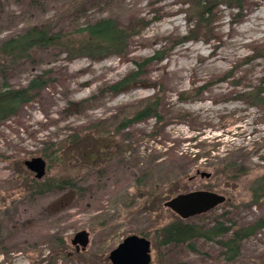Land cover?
I'll list each match as a JSON object with an SVG mask.
<instances>
[{
    "label": "rangeland",
    "instance_id": "1",
    "mask_svg": "<svg viewBox=\"0 0 264 264\" xmlns=\"http://www.w3.org/2000/svg\"><path fill=\"white\" fill-rule=\"evenodd\" d=\"M189 1L119 0L120 22L147 23L125 57L66 61L55 51L52 59L39 57L36 68L25 65L11 75L13 87H24L52 70L46 89L0 124V264H110V252L131 235L149 240L151 264H264V229L242 241L234 259L224 255L221 238H198L194 251L159 244V230L181 220L164 207L178 195L225 198L183 220L199 226L216 219L248 226L264 217V191L257 205L250 203V187L264 174V106L240 98L264 76V32L250 24L264 22L253 19H264V0H213L194 32L196 11L183 4ZM9 2L0 40L44 21L58 25L72 12L84 13L79 25L108 15L81 11L86 0L53 4L43 14ZM247 26L252 31L240 32ZM157 53L159 60L149 61ZM134 72L135 88L110 90ZM150 102H157L155 116L119 129ZM75 135L88 140L89 153L104 141L110 149L87 161V143H71ZM229 157L247 169L239 180L226 181L212 169ZM33 158L46 163L41 180L25 167ZM67 179L82 192L41 193ZM82 231L88 245L76 252L71 240Z\"/></svg>",
    "mask_w": 264,
    "mask_h": 264
},
{
    "label": "trees",
    "instance_id": "2",
    "mask_svg": "<svg viewBox=\"0 0 264 264\" xmlns=\"http://www.w3.org/2000/svg\"><path fill=\"white\" fill-rule=\"evenodd\" d=\"M9 1L0 0V27L10 20V17L5 18V15H9V13H5L6 5L10 3ZM16 1L26 5L35 14H43L51 5L61 4L63 6L66 2V0ZM118 1L86 0L81 11L97 9L107 12L108 15L86 21L82 25H79L76 21L78 17L84 16V13L79 15L78 12H72L58 25L53 24L52 20L44 21L27 26L13 36L0 40V124L18 115L22 107L32 102L35 96L38 95L37 93L45 90L48 86L52 70L42 71L40 75L34 76L24 87H13L10 83L11 75L19 68L25 65L36 68L40 61L39 57L44 56L46 59H52L56 53L55 51L65 54L66 61H72L77 58L101 61L111 56L121 58L127 55L131 40L142 32L147 23L142 19L137 20V22H120L118 16L115 15L117 7L120 6ZM212 1L190 0V3H183L188 5V7L191 5L196 11L195 23L197 24L194 28L195 30H191V32L196 31L198 24L202 23L205 16L210 14L207 8L211 6ZM158 19L159 17H155L154 21ZM158 55L157 53L149 61L159 60L157 58ZM137 78L136 72L130 73L110 86V90L113 93H122L135 88L138 84ZM240 98L250 103L251 106H264V76L260 79L258 87L252 88L250 93L242 94ZM76 106L80 105L76 104ZM156 108L157 102H150L147 107L143 108L132 119H123L119 129L123 131L128 128L131 121H143L155 116ZM104 134L108 136L106 133ZM78 136L70 137L72 139L71 143L77 140L76 143L84 144L85 146L88 140L82 137L78 138ZM108 145L109 143L104 141L103 146L89 153L90 144L87 143L86 149L83 150V159L86 158L87 161H91L104 156L110 149ZM75 146L77 148V144ZM216 152L218 151L216 150ZM233 159L231 157L218 159L219 162L213 164L212 169L217 175H222L226 181L239 180L247 174V169L237 165ZM78 185L70 183L67 179L58 185H53L47 190L41 191V193L55 188L60 192L68 193L73 191L80 194L82 188ZM250 191V203L257 205L259 203L258 200L262 197L261 193L264 191V174L252 183ZM215 221L214 224L208 227L183 220L169 223L159 230V238L161 239L159 244L161 246H186L189 250L194 251V241L198 238L211 242L221 238L218 243L224 249V255L227 259H234L239 254L241 242L256 234L258 230L264 229V217L248 224V226H237L235 223L231 224V226H225L219 220L216 219ZM181 264L188 263L182 262Z\"/></svg>",
    "mask_w": 264,
    "mask_h": 264
},
{
    "label": "water",
    "instance_id": "3",
    "mask_svg": "<svg viewBox=\"0 0 264 264\" xmlns=\"http://www.w3.org/2000/svg\"><path fill=\"white\" fill-rule=\"evenodd\" d=\"M27 170L34 174L38 180L42 179L46 172V163L42 158H33L25 162ZM202 176H206L202 174ZM225 201L223 196L211 192L197 191L178 195L164 203V207L174 212L180 219L187 220L200 216L215 209ZM71 245L76 252L85 250L88 245V235L82 231L71 240ZM151 243L145 237L131 235L126 237L109 254L110 264H151Z\"/></svg>",
    "mask_w": 264,
    "mask_h": 264
},
{
    "label": "bare ground",
    "instance_id": "4",
    "mask_svg": "<svg viewBox=\"0 0 264 264\" xmlns=\"http://www.w3.org/2000/svg\"><path fill=\"white\" fill-rule=\"evenodd\" d=\"M255 18H259V19L261 18L260 20H264V19H262V17H259V15L253 17V19H255ZM250 24L252 26H257L258 27L257 29H258V32L259 33L264 32V22L263 23L255 24L253 21H251ZM249 31H252V29H251V27L247 26V27L244 28V30H242L240 32H245L246 33V32H249Z\"/></svg>",
    "mask_w": 264,
    "mask_h": 264
},
{
    "label": "flooded vegetation",
    "instance_id": "5",
    "mask_svg": "<svg viewBox=\"0 0 264 264\" xmlns=\"http://www.w3.org/2000/svg\"><path fill=\"white\" fill-rule=\"evenodd\" d=\"M34 175V174H33ZM221 205V204H220Z\"/></svg>",
    "mask_w": 264,
    "mask_h": 264
}]
</instances>
